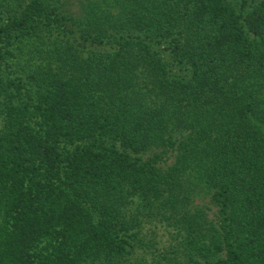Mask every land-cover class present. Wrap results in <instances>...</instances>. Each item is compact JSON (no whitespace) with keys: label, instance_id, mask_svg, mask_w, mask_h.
<instances>
[{"label":"trees","instance_id":"16d2710c","mask_svg":"<svg viewBox=\"0 0 264 264\" xmlns=\"http://www.w3.org/2000/svg\"><path fill=\"white\" fill-rule=\"evenodd\" d=\"M65 2L0 0V264H264V0Z\"/></svg>","mask_w":264,"mask_h":264},{"label":"rangeland","instance_id":"374dc122","mask_svg":"<svg viewBox=\"0 0 264 264\" xmlns=\"http://www.w3.org/2000/svg\"><path fill=\"white\" fill-rule=\"evenodd\" d=\"M87 0H66L65 7L68 8L71 12H74L77 15L83 13V4ZM198 198L195 200L199 205H203L204 203H208V196H204L202 193H198ZM204 196V197H203ZM155 223L148 224L147 234L148 239L153 238L155 240L156 247L162 249L166 246H169L170 243H173V240L168 233V231L163 227L155 228ZM151 228V229H149Z\"/></svg>","mask_w":264,"mask_h":264}]
</instances>
